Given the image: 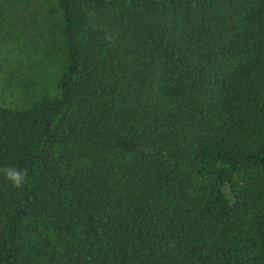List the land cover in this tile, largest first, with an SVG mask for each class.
<instances>
[{"label": "trees", "instance_id": "obj_1", "mask_svg": "<svg viewBox=\"0 0 264 264\" xmlns=\"http://www.w3.org/2000/svg\"><path fill=\"white\" fill-rule=\"evenodd\" d=\"M40 2L65 69L0 104V264H264V0Z\"/></svg>", "mask_w": 264, "mask_h": 264}, {"label": "rangeland", "instance_id": "obj_2", "mask_svg": "<svg viewBox=\"0 0 264 264\" xmlns=\"http://www.w3.org/2000/svg\"><path fill=\"white\" fill-rule=\"evenodd\" d=\"M40 4V0H18L17 7L10 11V6L4 4V22L0 24L1 105L24 107L34 98L52 97L57 93V78L65 69L63 43L57 38L51 41V46L47 48L53 52L48 58L36 49L37 45L40 47L39 43L44 42L37 36L39 29H42L41 18L38 16ZM49 5L48 20H53L57 11L52 0H49ZM35 39L36 43L32 45L34 42L31 41Z\"/></svg>", "mask_w": 264, "mask_h": 264}, {"label": "clouds", "instance_id": "obj_3", "mask_svg": "<svg viewBox=\"0 0 264 264\" xmlns=\"http://www.w3.org/2000/svg\"><path fill=\"white\" fill-rule=\"evenodd\" d=\"M0 173L3 174L4 178L11 183L14 188H21L27 182L28 169L16 168L13 166H4L0 168Z\"/></svg>", "mask_w": 264, "mask_h": 264}]
</instances>
